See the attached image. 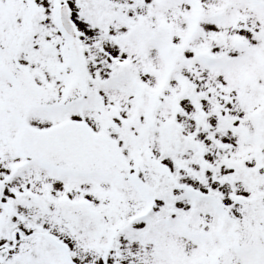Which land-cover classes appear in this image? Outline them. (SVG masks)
<instances>
[{"label":"snow or ice","instance_id":"1","mask_svg":"<svg viewBox=\"0 0 264 264\" xmlns=\"http://www.w3.org/2000/svg\"><path fill=\"white\" fill-rule=\"evenodd\" d=\"M0 264H264V0H0Z\"/></svg>","mask_w":264,"mask_h":264}]
</instances>
